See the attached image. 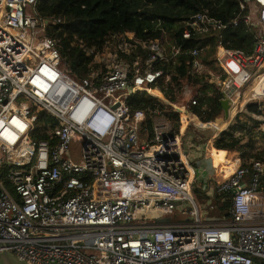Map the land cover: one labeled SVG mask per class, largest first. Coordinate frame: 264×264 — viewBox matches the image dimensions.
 I'll return each instance as SVG.
<instances>
[{"label":"built area","instance_id":"2783aa9c","mask_svg":"<svg viewBox=\"0 0 264 264\" xmlns=\"http://www.w3.org/2000/svg\"><path fill=\"white\" fill-rule=\"evenodd\" d=\"M37 2L0 0V245L27 264H264V161L239 154L230 172L214 173L222 182L201 176L182 145L194 120L182 130L158 108L149 109V137L142 129L145 110L129 104L136 94L162 92L164 71L154 64L175 60L184 40L241 22L258 28L252 51L219 41V74L211 81L220 100L227 96L225 116L243 87H255L249 98L257 111L250 112L252 121L262 119L264 0H254L255 22L246 15L223 23L196 12L170 46L162 38L113 33L104 48L86 50L103 58L82 76L65 65L59 38L48 34L60 19L39 17ZM138 48L147 52L144 58L129 62L119 55ZM207 51L208 44L194 43L190 71L206 69L197 58ZM109 52L118 57L109 60ZM184 99L188 113L182 102L162 101L182 122L201 98L185 90ZM193 187L225 196L230 217L202 222ZM175 212L192 221H160Z\"/></svg>","mask_w":264,"mask_h":264},{"label":"trees","instance_id":"16d2710c","mask_svg":"<svg viewBox=\"0 0 264 264\" xmlns=\"http://www.w3.org/2000/svg\"><path fill=\"white\" fill-rule=\"evenodd\" d=\"M240 2L245 3L243 9L239 7ZM36 7L39 17L60 19L58 25L48 27V34L59 38L58 48L61 56L65 58V65L78 76L88 72V65L93 57L87 55L86 50L104 48L109 35L113 33H133L141 40L162 38L164 44L170 46L179 41L184 21L196 12L206 11L212 18L226 23L233 19L241 21L246 15H251L253 19L257 11L254 0H38ZM255 33L254 28L240 22L205 34L201 38L184 40L180 54L175 60L154 64L155 69L164 71V76L159 80L164 98L170 103L179 104L184 100V91L193 90L201 99L198 104L191 106V113L202 122L216 121L223 117V107L220 103L222 93L220 87L211 81L219 74L216 45L220 41L227 47L250 52L253 49ZM198 40L201 44H208V51L201 53L197 58L206 69L192 72L190 70L193 68L194 57L190 55V49ZM146 53L138 48L136 52H120L119 55L131 62L139 57L144 58ZM166 74L170 77L165 81ZM152 92L155 94V90ZM129 104L133 110H145L142 129L149 137L154 117L149 109L158 108L168 119H177V126L180 125L179 113L174 111L169 103H164L147 92L132 96ZM247 108L249 111H256L257 105L249 102ZM233 114L231 111L228 113L227 122ZM186 119L187 115L184 116L183 122ZM236 126L243 128L246 123L237 120L235 126L222 131L215 137L214 147L219 149V154H224V150L235 149L247 157L250 154L241 147L242 137L234 133ZM209 130L210 133L205 135L204 132ZM189 131L192 133L190 140L193 146L206 143L212 133L211 129H199L192 124H188L186 128V133ZM254 156L264 161V146ZM221 196L218 195L216 200ZM228 206L229 201L221 204L222 209L229 208Z\"/></svg>","mask_w":264,"mask_h":264},{"label":"rangeland","instance_id":"374dc122","mask_svg":"<svg viewBox=\"0 0 264 264\" xmlns=\"http://www.w3.org/2000/svg\"><path fill=\"white\" fill-rule=\"evenodd\" d=\"M30 9V7H28ZM253 20V19H252ZM252 28L256 29V31L258 32V28H255L253 26H251ZM107 51H109V48H106ZM118 57V55L109 52V60H114ZM103 55L99 54L98 56L96 55L95 58H92V60L90 61L91 64L98 66L100 63V61L102 60ZM244 93H246L244 95ZM155 94L158 97H162L158 91L155 90ZM250 90L248 91V85L243 87L240 91V104H241V109H240V118L243 120H247L249 123H252V113H249L248 110H246L247 108V104L249 102H251L252 100L255 101V99H250L249 95H250ZM183 102V101H182ZM260 108L263 109V112L260 113V118L262 119H258L257 116V121H255L251 126V128H249V130H247V127L244 128H237L234 129V133L237 136H241L242 137V142H241V147L245 148L248 153L250 155L248 156H253L251 152H255L256 150L258 151L260 148H262L264 146V103H262V106L259 105ZM236 110V105L231 109V112H235ZM238 114V115H239ZM258 114V113H257ZM237 115V114H236ZM236 115L231 116V119L229 118L228 122L227 119L224 120L220 123L218 122H214V121H210V122H204L202 124H200L197 121H195V124L197 126L200 127H212L214 130V134H213V138H215L218 134V129L220 130H229V128H232L236 123V121L238 120V117H236L235 120L234 117ZM250 119H249V117ZM167 117V116H166ZM182 118V117H181ZM168 119V118H167ZM200 120V119H199ZM167 121V120H166ZM165 121V122H166ZM168 121L171 122L172 126H177V119H168ZM227 123V124H226ZM181 124H183V122L181 121ZM180 124V125H181ZM192 124V123H189ZM195 124H192L193 126L197 127ZM199 128V127H197ZM211 128V129H212ZM210 133L209 131H205L204 134L208 135ZM191 132L189 131L188 133H185L182 137V145L183 148H188L189 144H187L188 142L191 143L190 140V136H191ZM241 140V139H240ZM205 146L202 145L201 149L203 150V154H204V148ZM193 148L197 151V152H201L200 148L194 147ZM192 148V151H194V149ZM191 153V151L189 152ZM207 153L209 156H211L212 160H213V164L216 166L217 169H220V171H225L226 173H228L230 171L229 167L226 164H233L234 161V154H235V149L228 151V153L224 156V154L220 153L219 157H217L219 151L216 150L213 146H212V142L210 141L208 144V149H207ZM210 153V154H209ZM194 163L196 164V167L199 165L202 166L203 171H202V176H205L206 174H209L210 178L217 180H220L222 182L221 177L216 176L215 170L213 169L210 159L208 158H200V159H196L194 161ZM15 169H17L18 167H14ZM201 185V178L198 179V187H200ZM192 196L197 204L199 213H200V219L202 222L207 221V220H214L216 218H220V219H228L229 216V208H221V204L224 202L229 201L225 196H223L222 198L220 197L219 199L216 200L217 197H214V195L210 194L209 191L206 192H202L200 191L198 188L196 189L195 187L192 188ZM189 204H187V208H189ZM229 207V206H228ZM160 221L164 222V221H180V222H186V221H192V218H190L188 215L184 216L179 212H175L174 214L166 217V218H162ZM4 260L2 257H0V264H3Z\"/></svg>","mask_w":264,"mask_h":264},{"label":"crops","instance_id":"0c3cea01","mask_svg":"<svg viewBox=\"0 0 264 264\" xmlns=\"http://www.w3.org/2000/svg\"><path fill=\"white\" fill-rule=\"evenodd\" d=\"M257 11H258V7H257ZM257 11L254 13V15H255V18L253 17V20H252V18H251V20L253 21V22H255V21H257ZM250 17H251V15H250ZM253 45H254V41H253ZM158 91V90H157ZM159 92V91H158ZM159 94L162 96V97H158L159 98V100L160 101H163V99H164V96H163V93L162 92H159ZM254 103V102H253ZM256 104V103H255ZM257 105V104H256ZM222 106V105H221ZM248 109V108H247ZM256 111H257V109H256ZM256 111H252V112H256ZM251 113V112H250ZM239 114V113H238ZM236 115L235 117H234V119L233 120H235L236 119V117H238V120H240L241 122H244V123H246V126H248L249 128H251L252 126V124L255 122V121H257V120H253L252 121V123H249L247 120H243V119H241L240 118V114L239 115ZM228 116V115H227ZM227 116H225V110L223 109V119L224 120H226L227 119ZM188 118H191V119H193L194 120V122L195 121H197L198 120V122L200 123V124H202V123H204V122H202V121H200L199 119H198V117L195 115V114H193L192 113V115H190V116H187ZM225 117V118H224ZM249 117V116H248ZM221 118V117H220ZM231 119V118H230ZM249 119H250V117H249ZM171 120V119H170ZM189 120V119H188ZM218 120V119H217ZM216 120V121H217ZM210 122V121H209ZM206 123V122H205ZM180 124H181V117H180ZM235 124H237V121H236V123ZM235 124H233L234 126H235ZM246 126H244V127H246ZM179 127H180V125H179ZM243 127V128H244ZM236 128H242V127H237L236 126ZM248 128V129H249ZM199 129H202V128H199ZM207 129V128H206ZM208 129H211V128H208ZM225 129V128H224ZM224 129L223 130H220V129H218V134H217V136H216V138L220 135V133L222 132V131H224ZM212 130V133L210 134V139L206 142V143H204V144H200V145H197V146H194V147H199L200 149H201V147H202V145H204V146H208V144H209V142L212 140V138H213V134H214V130H213V128L211 129ZM236 135V134H235ZM191 137H192V134H191V136H190V139H191ZM216 138L214 139V140H212L211 142H212V146L214 147V141L216 140ZM242 142V139L240 140V143ZM187 144H189V147L188 148H185L184 147V149H187L189 152L191 151V153H189L190 154V156H191V158H192V160L193 161H195L196 159H200V158H208L209 157V159H210V162H211V165H212V167H213V169L215 170V172L218 170L217 168H216V166L213 164V160H212V158H211V156H206L205 155V153L203 154L202 153V151L201 152H199V153H196V150L193 148V144L192 143H190V142H188ZM192 148L194 149V151H192ZM205 148V147H204ZM215 148V147H214ZM216 149V148H215ZM202 150V149H201ZM217 150H219V149H217ZM225 151V154H224V156L228 153V151H231V150H224ZM259 151V150H258ZM258 151L256 150L255 152H251V153H253V156H247V157H253V158H256L255 156H254V154L255 153H258ZM221 152H223V151H221ZM208 154V153H207ZM210 154V153H209ZM242 155L241 153H240V151H238V150H235V154H234V158L236 157V155ZM217 157H219V153H218V155H217ZM245 157V156H244ZM256 159H259V158H256ZM193 165L196 167V164L195 163H193ZM227 166H229L230 164H226ZM232 165V164H231ZM230 167V166H229ZM197 168L199 169V171H200V174H201V176H202V171H203V168H202V166L200 165H198L197 166ZM207 175H209V174H207ZM206 176V175H205Z\"/></svg>","mask_w":264,"mask_h":264},{"label":"water","instance_id":"95a60500","mask_svg":"<svg viewBox=\"0 0 264 264\" xmlns=\"http://www.w3.org/2000/svg\"><path fill=\"white\" fill-rule=\"evenodd\" d=\"M226 101H227V96L224 95L223 98L220 100L221 105H224L226 103ZM182 105L185 107V112L188 113L189 110L187 108V100L186 99L183 100ZM222 121H223V118L221 117L216 122L220 123ZM233 192L234 191L232 190V193ZM0 247H1L0 257H2L4 260L3 264H27L25 262H21L18 259H16L15 256L12 253H10L9 250H7V248L4 246V244H1Z\"/></svg>","mask_w":264,"mask_h":264},{"label":"bare ground","instance_id":"6f19581e","mask_svg":"<svg viewBox=\"0 0 264 264\" xmlns=\"http://www.w3.org/2000/svg\"><path fill=\"white\" fill-rule=\"evenodd\" d=\"M255 88V87H254ZM254 88H252V89H249L250 90V93H252L253 91H254ZM157 91V90H156ZM235 105H236V110H238L239 109V107L241 106V104H240V100H238L236 103H235ZM235 110V111H236ZM228 114H226V116H227ZM188 117H187V119H186V121L185 122H183V124H182V130H184V128L186 127V124H187V122H188ZM229 167V166H228ZM229 169H230V167H229ZM230 172V171H229Z\"/></svg>","mask_w":264,"mask_h":264},{"label":"clouds","instance_id":"9594fccd","mask_svg":"<svg viewBox=\"0 0 264 264\" xmlns=\"http://www.w3.org/2000/svg\"><path fill=\"white\" fill-rule=\"evenodd\" d=\"M94 120H95L96 123H99V124H101V125H103V126H104V124H106L105 120L102 119L99 115H96L95 118H94ZM214 122H215V121H214ZM215 123H216V122H215ZM206 175H207V174H206Z\"/></svg>","mask_w":264,"mask_h":264}]
</instances>
